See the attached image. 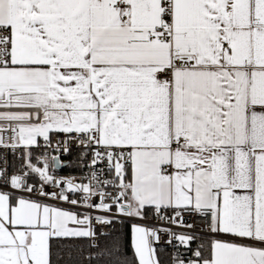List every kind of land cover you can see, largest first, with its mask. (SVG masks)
<instances>
[{
  "label": "snow or ice",
  "instance_id": "6c2138e0",
  "mask_svg": "<svg viewBox=\"0 0 264 264\" xmlns=\"http://www.w3.org/2000/svg\"><path fill=\"white\" fill-rule=\"evenodd\" d=\"M0 107L23 160L0 169V264H83L81 238L87 264H162L161 233L194 257L174 264H264V0H0ZM60 134L87 183L33 163ZM149 212L185 231L133 224L129 256L93 223Z\"/></svg>",
  "mask_w": 264,
  "mask_h": 264
},
{
  "label": "built area",
  "instance_id": "2783aa9c",
  "mask_svg": "<svg viewBox=\"0 0 264 264\" xmlns=\"http://www.w3.org/2000/svg\"><path fill=\"white\" fill-rule=\"evenodd\" d=\"M10 111H16V109L0 107V112H10ZM13 124H14V122L0 121V125H4L5 127H10ZM0 137H2V145H3V146H0V169L6 170L9 175L18 173L17 171L16 172L13 171V162H14V159L20 158V156L22 155V150H21L22 146H21V148H18L15 151H13L9 147L10 145H12L16 142V135L11 130L0 132ZM63 139H67V137H65L63 134L55 135V136H52V138H51V146L50 147L45 145L44 142L41 145L39 144L38 146H32L33 152H34L33 163H37L35 157H41L38 166H42V164H43V158L42 157L44 154H47L49 156H59L60 161H61V165H63L64 163H67V165L63 168V169H65L68 167L69 157L72 154L78 153V155L80 156L79 158H82V160H84V162H83L84 172L83 173H81V174H68V173H64L63 169L59 170L57 168L56 169H50V172L57 179L72 178L77 183H81V182L87 183V180H83L82 178L84 176L90 174V166H91V159H92L91 151H88V149L85 148V146L81 145L79 143V141L77 140L75 142L69 143L68 146L70 148V151L64 152L63 149L61 148V150L59 152H57L55 149H56L58 143ZM79 153L82 155H80ZM101 166H103V165H101ZM32 182H33L32 180H29V183H32ZM53 190H55V189H53L50 186L48 187V191H53ZM107 194L109 196L113 195V193L110 189L108 190ZM70 196H71V198H76L75 194H70ZM48 202L54 203V204L59 203V206H61L63 208H68V209H71L74 211L75 210L90 211L93 216L105 215L104 213L98 212L96 210H87V209H84L82 206L77 207V206L69 205V204L64 203L62 201L61 202L48 201ZM109 202H111V201H109ZM114 211H115V209H113V212ZM169 214H171V213H169ZM107 215H112V214L109 213ZM185 219L188 223H193L197 226V235H201L206 231V221L202 220L200 217H198V216H193V217L186 216ZM93 223L95 224L98 235H99L100 231L111 233L113 230L114 223H126L129 225L146 224V225L155 226L158 228H161V227L171 228L173 231H176V232L185 231V229L180 228L177 225H169L163 221L157 220V218L154 215L152 217H149L146 220H140L138 218L126 219V218L116 216L114 218V223L111 225H101L98 221H93ZM168 239H169V237L167 234L161 233L159 241H154L153 246L157 250L158 249H164V250L168 251L171 254L172 258H174L177 255V253H179L185 259L194 258L192 256V253L187 252L185 250L184 246L174 247L173 245L176 243L175 241H173V244L167 243ZM197 241H200V240H197Z\"/></svg>",
  "mask_w": 264,
  "mask_h": 264
},
{
  "label": "trees",
  "instance_id": "16d2710c",
  "mask_svg": "<svg viewBox=\"0 0 264 264\" xmlns=\"http://www.w3.org/2000/svg\"><path fill=\"white\" fill-rule=\"evenodd\" d=\"M79 157L80 156L78 155V153L72 154L68 159L69 160L68 167L63 169V172L68 173V174L83 173L84 172V164H83L84 160H82V158H79ZM22 162H23L22 155L20 156V158L14 159L13 171L18 172ZM153 215L154 214L152 212L148 213V217H152ZM111 233L113 236L119 237L121 241L125 243V245L127 246L128 255L131 256L132 255V249H131L132 225H129L126 223H114L113 230ZM200 242L201 241H195L194 243L191 244V248L195 250V248ZM74 243L81 246L83 249V256H80L79 251L75 250L76 258L79 260H82L83 264H87L89 253L91 252L94 255L96 250L89 248L90 241L88 238H81L79 240H76ZM101 243H103V237H101ZM53 251H54L53 260L55 261L61 255V253L57 252L55 248L53 249ZM157 255H158V258L161 260L162 264H174V260L168 251L164 249H158Z\"/></svg>",
  "mask_w": 264,
  "mask_h": 264
},
{
  "label": "water",
  "instance_id": "95a60500",
  "mask_svg": "<svg viewBox=\"0 0 264 264\" xmlns=\"http://www.w3.org/2000/svg\"><path fill=\"white\" fill-rule=\"evenodd\" d=\"M66 165H67V163H64L63 165L58 166L57 169H59V170L63 169Z\"/></svg>",
  "mask_w": 264,
  "mask_h": 264
},
{
  "label": "crops",
  "instance_id": "0c3cea01",
  "mask_svg": "<svg viewBox=\"0 0 264 264\" xmlns=\"http://www.w3.org/2000/svg\"><path fill=\"white\" fill-rule=\"evenodd\" d=\"M0 126H4V125H0ZM4 127H5V126H4ZM39 141H40V143H39L40 145L44 142L42 137L39 138Z\"/></svg>",
  "mask_w": 264,
  "mask_h": 264
}]
</instances>
